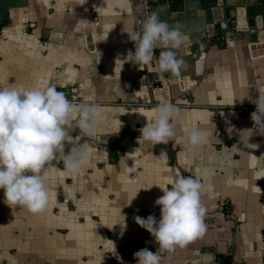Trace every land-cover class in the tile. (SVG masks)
Returning a JSON list of instances; mask_svg holds the SVG:
<instances>
[{
	"label": "crops",
	"instance_id": "0c3cea01",
	"mask_svg": "<svg viewBox=\"0 0 264 264\" xmlns=\"http://www.w3.org/2000/svg\"><path fill=\"white\" fill-rule=\"evenodd\" d=\"M78 2L26 0L9 9L0 28V86L56 85L71 90V102L91 96L103 110L96 137L78 142L89 145V159L77 174L63 160L78 146V129L69 126L63 153L46 167L51 196L44 212L10 207L0 189V264H136L134 252L158 245L135 217L159 219L154 201L163 191L152 184L180 176L201 184L206 230L164 253L161 264H214L213 254L228 256V264H264V135L250 117L264 88V33L255 42L243 34L184 57L178 81L170 83L152 75L155 57L143 69L127 60L135 47L126 32L135 25L132 8ZM159 100L180 115L175 138L151 146L140 129ZM193 129L205 131L209 142L189 146Z\"/></svg>",
	"mask_w": 264,
	"mask_h": 264
},
{
	"label": "clouds",
	"instance_id": "9594fccd",
	"mask_svg": "<svg viewBox=\"0 0 264 264\" xmlns=\"http://www.w3.org/2000/svg\"><path fill=\"white\" fill-rule=\"evenodd\" d=\"M85 3L86 0H79L77 4ZM107 6L112 11L125 12L130 10L131 0H108ZM237 30H242L239 22ZM126 32L135 46L134 51H129L127 60L141 69L143 66L151 67L156 57L154 49L158 48L160 52L155 71L161 75L169 73L171 83L178 81L184 64L178 58V50L188 43L181 27L159 19L156 10L145 18L140 30ZM196 71H201L199 62ZM190 87L188 84L182 90ZM258 92L254 100L248 97L256 105L250 117L257 133L264 135V88H258ZM245 97L238 99L242 103ZM102 112L94 97L86 96L82 103H73L64 92L57 90L56 85L45 88L0 86V189L4 190V202L10 207H22L33 214L44 212L51 196L46 184V167L58 153H63L69 126L78 129L75 137L77 143L84 138L94 139ZM179 115V107L168 100H159L157 107L149 114L148 123L140 129L141 136L145 141H150L151 146L167 144L176 136L175 121ZM208 142L207 133L200 129L191 130L186 137V143L192 147ZM88 159L87 143H78V146L63 155L69 174H77ZM152 185L159 186L163 191V195L154 201L155 205H159V219L155 214H149L147 218L136 216L135 220L151 234L158 247L155 252L146 247L134 252L136 264H161L164 253H171L177 247H186L206 230V209L201 202V184L198 179L180 176L165 186L158 183ZM119 224L122 236L126 224ZM113 225L106 226L111 229Z\"/></svg>",
	"mask_w": 264,
	"mask_h": 264
},
{
	"label": "water",
	"instance_id": "95a60500",
	"mask_svg": "<svg viewBox=\"0 0 264 264\" xmlns=\"http://www.w3.org/2000/svg\"><path fill=\"white\" fill-rule=\"evenodd\" d=\"M25 1L0 0V28L7 24L9 9L20 7ZM148 4L150 14L157 10L159 19L182 28L188 43L178 50V58L181 59L196 58L199 52H203L209 46L219 45L215 38L224 30L230 31L231 43L243 34L255 42L259 35L264 33V0H148ZM238 22L242 25V30L239 31ZM231 43L228 42L227 45ZM159 52L160 49H154L156 55L154 67ZM152 75L162 76L170 82L169 73L161 75L155 71ZM62 92L67 97L71 90L64 89ZM110 151L116 157L114 148ZM213 257L210 263L228 264V256L213 254Z\"/></svg>",
	"mask_w": 264,
	"mask_h": 264
},
{
	"label": "built area",
	"instance_id": "2783aa9c",
	"mask_svg": "<svg viewBox=\"0 0 264 264\" xmlns=\"http://www.w3.org/2000/svg\"><path fill=\"white\" fill-rule=\"evenodd\" d=\"M131 5L135 24L133 30H140L143 21L148 15H150V5L148 4V0H131ZM230 36V31L224 30L222 31L219 37L215 38V42L218 43L220 46H225L228 44ZM132 44L134 45L133 41ZM262 239L264 244V229Z\"/></svg>",
	"mask_w": 264,
	"mask_h": 264
},
{
	"label": "trees",
	"instance_id": "16d2710c",
	"mask_svg": "<svg viewBox=\"0 0 264 264\" xmlns=\"http://www.w3.org/2000/svg\"><path fill=\"white\" fill-rule=\"evenodd\" d=\"M57 90H58V91H61V90H63V89H61V88H58Z\"/></svg>",
	"mask_w": 264,
	"mask_h": 264
}]
</instances>
